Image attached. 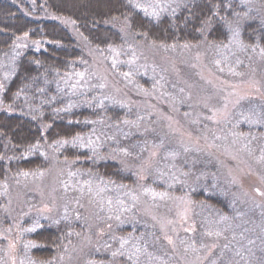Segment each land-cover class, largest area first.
<instances>
[{
	"label": "rangeland",
	"instance_id": "obj_1",
	"mask_svg": "<svg viewBox=\"0 0 264 264\" xmlns=\"http://www.w3.org/2000/svg\"><path fill=\"white\" fill-rule=\"evenodd\" d=\"M128 1L157 13L185 2ZM238 1L245 13L224 45L125 37L107 52L87 50L93 67L76 85L127 116L99 122L89 143L109 149L135 181L114 187L50 168L7 183L0 264H28L26 235L67 215L83 218L87 232L59 264H82L94 245L116 258L125 222L155 230L156 264H264V49L240 37L250 18L264 26V0ZM50 18L74 33L68 19ZM198 192L223 199L227 214L193 201Z\"/></svg>",
	"mask_w": 264,
	"mask_h": 264
},
{
	"label": "trees",
	"instance_id": "obj_2",
	"mask_svg": "<svg viewBox=\"0 0 264 264\" xmlns=\"http://www.w3.org/2000/svg\"><path fill=\"white\" fill-rule=\"evenodd\" d=\"M79 2L0 0V190L50 168L131 188L132 172L110 159L109 149L89 143L99 122L116 125L127 116L76 85L93 67L87 50L107 52L122 45L125 37L164 44L203 39L224 45L230 38V25L245 13L238 0H185L174 11L160 13L128 0ZM51 16L71 21L74 33ZM249 20L241 28L242 41L264 49V26L254 18ZM192 199L227 214L223 199L203 192L193 194ZM3 201L0 198V204ZM142 227L117 224L118 240L127 242L124 249L112 258L94 245L83 263L156 264L159 254L153 253L151 241L157 233ZM86 228L83 218L68 215L55 223H43L25 237L30 244L25 260L28 264H59L82 240Z\"/></svg>",
	"mask_w": 264,
	"mask_h": 264
}]
</instances>
